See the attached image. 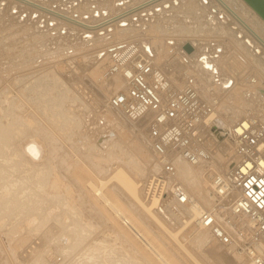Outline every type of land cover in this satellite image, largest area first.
<instances>
[{
  "label": "rangeland",
  "instance_id": "374dc122",
  "mask_svg": "<svg viewBox=\"0 0 264 264\" xmlns=\"http://www.w3.org/2000/svg\"><path fill=\"white\" fill-rule=\"evenodd\" d=\"M41 1L94 24L142 2ZM156 1L154 8L147 4L129 17L90 29L29 2L0 0V264H160L148 258L139 238L134 235L135 244L108 221L86 183L116 166L140 181L159 172L148 139L142 141L129 125L116 124L127 118L107 105L111 93L103 95L115 48L136 41L178 87L189 82L200 89L214 86L221 100L228 98L222 107L238 99L237 104L248 106L245 113L264 118L263 88L258 90L264 87V45L217 0ZM230 1L239 2L242 15L264 37V24L253 12L241 0ZM186 40L196 52L185 53ZM212 132L222 139L213 127ZM25 142H41L44 155L30 158ZM117 187L116 182L109 185L126 208L137 212ZM155 211L169 228L180 225L165 209ZM136 214L176 264H197L156 221ZM186 230L181 238L192 254L202 264H219L209 245L220 243L212 236L208 245L197 243L187 234L191 228ZM231 253L236 264L245 261Z\"/></svg>",
  "mask_w": 264,
  "mask_h": 264
},
{
  "label": "built area",
  "instance_id": "2783aa9c",
  "mask_svg": "<svg viewBox=\"0 0 264 264\" xmlns=\"http://www.w3.org/2000/svg\"><path fill=\"white\" fill-rule=\"evenodd\" d=\"M137 6H123L114 17ZM109 59L105 76L122 75L125 87L111 93L107 105L133 120L152 115L148 134L161 172L146 179V200L169 196L178 205L190 204L171 154L180 152L194 164L211 163L219 140L212 125L221 98L213 89L201 92L191 83L175 86L136 41L115 48ZM221 137L231 145V155L227 165L213 173V203L200 211L197 223L232 251L264 264V121L249 114L223 128Z\"/></svg>",
  "mask_w": 264,
  "mask_h": 264
},
{
  "label": "bare ground",
  "instance_id": "6f19581e",
  "mask_svg": "<svg viewBox=\"0 0 264 264\" xmlns=\"http://www.w3.org/2000/svg\"><path fill=\"white\" fill-rule=\"evenodd\" d=\"M19 1L26 2V3L29 2L30 5L32 4V6L43 8L44 11L45 10H47L49 12L51 11L53 14L60 15L61 18L63 17L67 20H70L71 22H73L75 24L77 23V24H80V25H82L86 28H90V29L97 27V26H100V25L107 24L111 20L119 18V17L123 18L127 15L129 17L130 15H132L131 13L136 12L138 9H141L143 7H144V9H147L148 6L152 7V4H155L156 2H158L156 0H142V2L136 3V4H139V6L135 7L134 9H132L128 12H125V13L117 16V17H114L115 16L114 13H113L114 15H110V16L108 15L107 17L105 16L106 18H103L102 21L94 24V23L88 22V20L83 19V17L82 18L80 16L76 17L77 15L73 16L67 12L61 11L60 9L58 10V9H55L51 6H48L45 3H43L41 0H19ZM217 1L222 6H224L244 28H246V31H248L256 40H258L261 44L264 45V37H262V35L258 32V29H257L259 27L256 26L257 24L254 25L253 22L245 19L244 15H242L243 14V12L241 11L242 9L240 10V8L238 7V6H240L237 4V3H239L238 1L236 3L237 5L230 0H217ZM241 1H242V4H244L245 7H248L253 12L254 16L262 24H264V18L254 8L246 0H241ZM147 4H148V6H146ZM154 6L155 5H153L152 8H154ZM156 6H158V5L156 4ZM144 9H141L140 11H142ZM127 21H128L127 19L120 21L121 22L120 24L123 25ZM128 42H130V41H128ZM182 46H183L182 49L185 51V53L186 52H192L195 49L194 43H192V41H188V40H186ZM194 52H196V51H194ZM109 53H110V51H109ZM109 61H110V59H109ZM208 61L205 60L204 63L206 65H210V63ZM209 68H212V67H209ZM101 70H102V68H101ZM235 76H237V75H235ZM174 80H172V81H174ZM229 81L226 82V84H228V86H229ZM231 81H233V80H231ZM246 82L248 83V81H246ZM123 83H124V85H123ZM173 83H176V82H173ZM189 83H191V82H189ZM230 83H232V82H230ZM252 83H254V82H252ZM176 85H177V83H176ZM193 85L196 86L201 92L207 93V91H208L207 89L209 88V89H213L214 92L220 98L222 96V94H220L214 88V86L210 85V86H206L205 88L200 89V87L197 86L198 84L196 85V83H195ZM247 85H250V84H246L244 86H247ZM120 87H122L121 89H124V87H125V79L120 74H116V75H113L111 77H108L106 79V81L104 82V84L101 86V88L104 89L103 95L105 94V96L109 95L110 93H114V92L117 93V91L119 92L121 90ZM177 87H178V85H177ZM240 87H241V85H240ZM252 87L251 88L248 87V88L253 89L254 87L253 88ZM260 88H263L262 94H260V95H262L264 97V87L258 86V90ZM244 89H245V87H244ZM233 91H234V89H233ZM233 91H232V93H233ZM239 92H240V89L238 90V92H234V93L238 94ZM234 93H233V95L235 96L236 94H234ZM247 93H249V92H247ZM229 94L231 95V93H229ZM233 95H231V96L234 97ZM106 97H108V96H106ZM234 98H233V100H235ZM226 99H228V98H226ZM226 99H224V100H226ZM229 99L232 100L231 97ZM224 100L222 99L221 101H224ZM236 101H234L235 103H232V101H231V103H225L223 105L224 107H222L220 104L219 108L221 107V109L223 108V110H220V114H219V108H218L217 117L215 119V122L212 125V127L215 130L218 137H220L222 135V131L218 130L219 126H224V127L232 126L238 119H242V118L246 117L248 115V112H250V111H248L245 113V111H247L246 110L247 108H244V107L245 106L248 107V106L247 105L244 106V103H243V105H241V104L239 105V104H237ZM225 102H227V101H225ZM222 103H224V102H222ZM259 104L261 106H263L261 101ZM114 109L117 112H119L122 116L127 118L125 120L117 121L116 124L121 125L122 127H127L129 125V127L131 126L134 128L137 136H140V138H143V140L141 139L142 141L145 140V137L148 139L149 146H150V153L152 155V158L156 161V163H154V165H155L154 169H159V172H161V164L157 160L156 156L153 154L152 149H151L150 137H148L149 134L148 135L146 134L148 132V129H146V127L147 128L149 127L152 115L147 113L143 117H141L137 120H133V119L127 117L126 115H124L119 109H117V108H114ZM260 119H262L264 121V118H260ZM216 143L218 145V148L215 151L216 153H214V156L211 160V163L203 162V163L194 164V163L189 162L180 152H173L171 154V160L173 161V163L176 166L178 177H179L180 181L184 184L185 189L187 190V192H188V194L192 200V202L190 204H187V205H182V206L178 205L175 202V200L169 198V196H164L162 198V200L154 199L153 201H147L146 197H145V188H144V183H143V181H145V179L142 181L135 180L133 177L128 175V173L125 171L124 168H122L120 166H116V169H114L112 172H110L107 176L99 178L98 180L87 179L86 183H87V186L89 187L88 189H90L91 193L94 195V197L98 201L99 205L106 212L107 219H109L108 221L109 222L111 221L110 223H112V225H115L116 228H119L120 231L127 238H129L131 241L133 239V242H135V244H136L135 240H137V239L135 238V240H134V235H135V237L139 238L138 240H140V244L141 245L143 244L142 247L144 246L147 249L146 251L150 252V253L149 252L148 253L144 252V253L149 254V255H147L148 258L150 255L154 256L153 261H155V263L159 262L160 264H176V262H174L169 257V255L166 253L164 246L161 243H159V241L156 238H154L152 236V234H151L152 231L150 232L149 228L146 226V224H144V221L142 222L143 219L140 220L141 218H139L140 216L139 217L137 216V214H136L137 212H139L143 218L149 219L151 221L153 220L154 222L156 221L157 224L159 226H161V229L163 228L167 232V234L170 235L171 239L173 238L175 240V242L178 244V246L181 249H183V251H186L190 255L191 259H193V261L195 263L202 264V262L198 258H196L192 254V252L188 249L187 244L184 241L185 239L181 238V233L183 230H186V229L190 230V228H191V230L189 232H187V234L190 236V238L194 237L196 239L197 243H200V244L204 243V244L208 245V243H210V241L212 240V237L214 238L215 241H217L210 229L201 228V227H199V225L197 223V218L200 214V211L205 207L211 206L213 203V192L211 189L212 175H213V173H215L216 171H219L221 168H223L224 166L227 165L228 159L231 155V149L232 148H231L230 144H228L226 141H223V140H218V142L216 141ZM24 148H25V153H27L30 156V158H32V159L39 158L43 154L41 142H39V144H37L35 142L34 143L33 142L26 143L25 142ZM216 156L218 157V159L216 158ZM217 164L219 167L217 166ZM192 166H199V167H197L198 169H194V167H192ZM202 166H204L206 169L202 168ZM112 182H116V185L119 187V189H122L127 193L128 198L133 202L132 206L135 208V210L137 212L129 210L128 208H126L121 203V201L119 199H117V195H116L115 190H112L111 188H109V185ZM10 185H12V184H10ZM187 185L194 187L196 192L189 189V187ZM52 188L54 190L56 188V186L55 187L53 186ZM6 190H8V189H6ZM55 192H58V191H55ZM156 208L159 210V212H161V210L165 209V212H169V214L180 225H178V227L175 230L169 228L167 226V224L161 218L160 214L155 211ZM30 219H31V217L28 220H30ZM151 230H153V229H151ZM212 244L213 243L211 242V245H209V249L211 250V251L210 250L209 251L212 252V254H213V255H211L212 259L216 260L217 263L219 262V264H236V261L234 259V255L231 252H233L235 254V256L241 257V259L245 260L244 262L241 260L242 263H240V264H257L253 260H249L246 256L240 255V254L232 251L228 246H226L224 244L220 243L221 245L224 246L223 248L220 244L219 245H217L216 243H215L216 245H214V244L212 245ZM30 245H32V244H30ZM137 245H139V244H137ZM27 247H28V245H27ZM32 248L34 249V247H32ZM222 249H224L225 251H227L229 253H226ZM152 256H151V260H152Z\"/></svg>",
  "mask_w": 264,
  "mask_h": 264
},
{
  "label": "water",
  "instance_id": "95a60500",
  "mask_svg": "<svg viewBox=\"0 0 264 264\" xmlns=\"http://www.w3.org/2000/svg\"><path fill=\"white\" fill-rule=\"evenodd\" d=\"M264 18V0H246Z\"/></svg>",
  "mask_w": 264,
  "mask_h": 264
}]
</instances>
